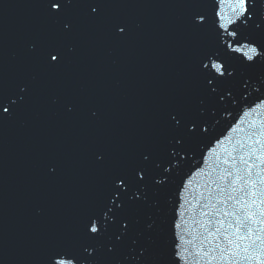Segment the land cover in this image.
<instances>
[{"label":"water","instance_id":"1","mask_svg":"<svg viewBox=\"0 0 264 264\" xmlns=\"http://www.w3.org/2000/svg\"><path fill=\"white\" fill-rule=\"evenodd\" d=\"M248 9L108 0L95 19L69 8L73 34L64 36L40 0H0V90L17 105L5 100L0 116V264H48L55 252L118 264L132 238L146 249L142 264H175L177 244L180 264H264V0ZM53 41L68 63L47 69L40 53ZM209 60L217 67L205 68ZM137 166L148 169L147 200L131 199L145 190L133 182L113 203L109 174ZM89 217L107 231L86 236Z\"/></svg>","mask_w":264,"mask_h":264},{"label":"snow or ice","instance_id":"2","mask_svg":"<svg viewBox=\"0 0 264 264\" xmlns=\"http://www.w3.org/2000/svg\"><path fill=\"white\" fill-rule=\"evenodd\" d=\"M108 2V0H40V3L42 7L45 10L46 16L49 20L53 22H58L62 27V35L64 36H71L73 34V22L71 20L66 19L68 15L69 8L73 6H83L86 7L88 10V14L91 18L95 19L100 14V8L101 6ZM237 3L239 5L240 15H243L245 12H248V3L249 0H237ZM197 19L201 22L204 21V16L199 15ZM231 23V21H230ZM115 28L117 29L118 33L123 35L126 31L125 26L120 24H115ZM232 35H235V33H232ZM251 51L253 53L259 54L257 52V49L255 47L251 48ZM249 60H252L253 57H248ZM40 62L41 64L47 68V69H57L60 67H63L66 63H68V57L64 51L63 44L59 41H53L45 44L43 47L41 53H40ZM217 67L215 64H211V60H209V64L204 65L205 68L207 67ZM220 71L221 75H223V65H220L217 69ZM22 91L25 90L24 88L21 89ZM5 100L10 101V107L15 108L16 102L12 101L10 97L6 96L2 90H0V116H2L4 113L9 112V107H5ZM69 110H71V107H69ZM170 120L173 122V125L176 129H180L182 126V120L177 117L176 114H169ZM186 127V126H185ZM198 129V126L195 122H192V127L187 128V132L189 135L194 134ZM183 136H173L172 142L174 144H180L183 141ZM255 149L252 150L251 155H255ZM176 153H173L175 155ZM97 159L102 163L103 162V156L98 155ZM142 160L147 162L149 160V155L144 154L142 156ZM229 161L226 160L225 163H228ZM240 162L243 163L247 169H250L253 165H250L247 160L244 159L243 156L240 157ZM232 163H236L235 158L232 159ZM264 163V161H262ZM159 167V165H156ZM232 172H227L226 176H232ZM148 176V169L145 167H133L129 171H123V170H113L109 174L108 182L110 185V191L112 195L109 196V199L114 203L117 198L123 197V195L129 191L132 187V183L135 182L138 186H144L145 190L141 191L140 187H137V191L133 193L131 199L134 201H141L147 200V193H146V186L144 185V181L146 177ZM250 176V172H249ZM262 180H264V177H261ZM237 180L242 181L244 184H252L254 187L256 184V181L252 180H246L242 176H236L233 180V183L235 184ZM249 195H256V193H249ZM264 195V194H262ZM229 199H232L231 196L228 197ZM255 203V201H253ZM124 204L123 199H121V204L118 205V207H122ZM227 215V213H225ZM252 215L254 213H249L245 216V220L251 219ZM237 227V231H240L242 227H246L244 220H240L239 217ZM211 223V221H209ZM218 223H223L222 221H218ZM107 221H104L102 223V226L98 227L96 223V218L89 217L88 221L84 224V234L90 238H96L99 236L102 231H107L106 225ZM129 227L130 224L128 222L123 223L122 231L117 233L115 235V240L119 243L122 242L125 237L128 236L129 233ZM151 227V225H149ZM175 227H179V224H176ZM219 229H216V232H219ZM248 232H251V229H248ZM209 235H212V232H209ZM241 239H244L246 237H240ZM225 239H228L225 237ZM228 243L231 244L232 241L228 240ZM131 244L133 247H131L127 254L123 256V259L118 262V264H142V258L144 256V253L146 249H144L142 246L137 248L136 245L138 244V240L136 238L131 239ZM218 247V246H217ZM85 252H88L89 257L93 256L95 253V249H92L89 251V248L84 249ZM109 253H112L115 251V245L113 247H110L107 249ZM173 256L176 258L175 264H180V252H179V245L174 246L173 250ZM48 264H77V258L74 256H71L68 253H62V252H55L52 254V256L48 259ZM98 264V262H97ZM108 264H111V262H108Z\"/></svg>","mask_w":264,"mask_h":264}]
</instances>
